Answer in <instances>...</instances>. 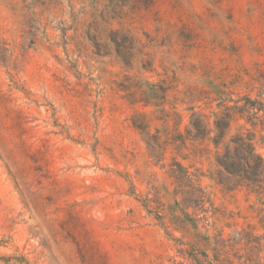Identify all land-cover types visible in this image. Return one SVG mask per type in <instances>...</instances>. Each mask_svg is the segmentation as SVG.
<instances>
[{
  "label": "rangeland",
  "instance_id": "obj_1",
  "mask_svg": "<svg viewBox=\"0 0 264 264\" xmlns=\"http://www.w3.org/2000/svg\"><path fill=\"white\" fill-rule=\"evenodd\" d=\"M263 89L264 0H0V264H194L146 211L173 203V160L209 199L201 231L252 234L264 264V193L220 184L209 140L175 141Z\"/></svg>",
  "mask_w": 264,
  "mask_h": 264
},
{
  "label": "trees",
  "instance_id": "obj_2",
  "mask_svg": "<svg viewBox=\"0 0 264 264\" xmlns=\"http://www.w3.org/2000/svg\"><path fill=\"white\" fill-rule=\"evenodd\" d=\"M228 102L233 105H227ZM217 107L221 111L211 124L205 122L202 115L193 114L186 138L177 136L175 141L184 143L188 138L193 141L209 140L215 149L220 184L246 185L258 193H264V159L255 148L256 137L264 145V89L259 90L254 98L244 95L236 100L220 99ZM235 117L243 119L251 131L238 133L225 143V136ZM146 145L150 158L156 162L163 160L162 145L150 139ZM169 167L167 174L172 180L173 203L164 205L154 201L155 206L146 211L153 215L166 237L173 239L172 233L177 231L189 239L187 242L177 239L181 247L179 252H185L183 247H187L194 264H205L196 255L207 256L208 252L213 254V259L207 264H236L234 260L238 264H260L256 252L260 251L261 244L252 234L238 233L234 237L224 238L220 234L211 237L207 230L201 231L208 219L213 218L209 199L197 177L179 161L173 160Z\"/></svg>",
  "mask_w": 264,
  "mask_h": 264
}]
</instances>
